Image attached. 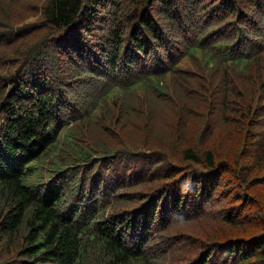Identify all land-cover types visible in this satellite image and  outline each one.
<instances>
[{"label":"trees","instance_id":"1","mask_svg":"<svg viewBox=\"0 0 264 264\" xmlns=\"http://www.w3.org/2000/svg\"><path fill=\"white\" fill-rule=\"evenodd\" d=\"M42 22L50 34L19 54L13 70L10 62L0 69V264H164L177 241L168 234L173 223L222 198L232 197L218 208L222 220L248 223L237 210L254 206L242 190L248 173L215 162L212 151L185 149L186 161L203 157L196 173L140 164L141 154L88 145L78 133L115 92L166 95L167 75L198 74L177 66L193 57L206 73L245 78L231 77L225 107L228 94L242 95L240 82L251 81L258 102L246 139L257 136L254 127L264 128V0H46ZM91 86L100 93L83 98L80 89ZM157 180L141 203L132 187ZM189 264H264V232L213 244Z\"/></svg>","mask_w":264,"mask_h":264},{"label":"rangeland","instance_id":"2","mask_svg":"<svg viewBox=\"0 0 264 264\" xmlns=\"http://www.w3.org/2000/svg\"><path fill=\"white\" fill-rule=\"evenodd\" d=\"M45 2L0 0L1 70L9 66L8 62L13 70L21 61L19 54L24 55L30 47L50 34L49 28L42 25ZM177 66L198 74L167 75L161 83L166 95L150 92L144 95L140 91L132 94L115 92L107 104L97 110L94 119L84 124L78 133L88 145L105 146L107 151L141 154L145 160L135 158L140 164L152 162L157 165L163 162L172 168L195 169L199 173L201 168L196 164H202V156L198 163L184 159L185 149L191 148L198 155L210 150L215 154V162H225L234 171L248 173L246 178L250 184L247 186L246 183L242 190L251 196L254 206L246 210L237 208L242 216L246 215L248 223L232 226L222 220L217 211L226 208L232 197L228 200L222 198L219 206L216 204L212 210H205L206 213L201 216L173 223L168 234L177 241L174 240L168 255L161 257L164 264H189L213 244L264 232V128L255 126L257 136L246 139L250 116L258 102L256 97L252 98L251 81H241L240 85L244 88L240 93L242 95L236 92L228 94L225 107L221 94L227 84L233 82L231 77L237 81L244 80L242 74L234 70L225 75L222 72L206 73L202 64L193 57L182 58ZM257 66L254 64L252 67ZM256 72L254 70L252 75ZM98 87L91 86L86 91L81 88L80 94L86 99L93 98L100 93ZM228 89L231 91V87ZM220 111L227 114L228 119L224 120ZM239 116L244 124L238 120ZM248 139L249 146L246 143ZM230 176L229 188L236 184L235 177ZM224 181L225 184L229 181V175L224 176ZM161 183L162 180L146 185L139 182L132 190L136 198L143 199ZM236 191L234 188V193ZM137 202L124 203L120 210H130Z\"/></svg>","mask_w":264,"mask_h":264},{"label":"bare ground","instance_id":"3","mask_svg":"<svg viewBox=\"0 0 264 264\" xmlns=\"http://www.w3.org/2000/svg\"><path fill=\"white\" fill-rule=\"evenodd\" d=\"M84 10H85V9H84ZM259 66H260V64H259ZM259 69H260V68H259ZM251 70H252V68H251ZM255 72H256V70H255ZM258 73H260L259 70H258ZM253 74H254V73H253ZM257 75H258V74H257ZM168 183H169V182H168ZM171 183H172V182H171ZM169 187H170V186H169ZM169 187H168V188H169ZM167 190H168V189H167ZM170 192H171V191H170ZM65 217H66V216H65Z\"/></svg>","mask_w":264,"mask_h":264}]
</instances>
